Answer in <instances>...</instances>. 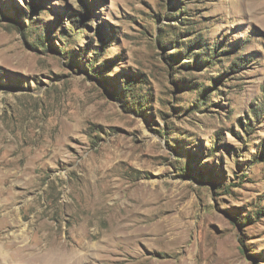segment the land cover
Listing matches in <instances>:
<instances>
[{
  "label": "rangeland",
  "instance_id": "obj_1",
  "mask_svg": "<svg viewBox=\"0 0 264 264\" xmlns=\"http://www.w3.org/2000/svg\"><path fill=\"white\" fill-rule=\"evenodd\" d=\"M69 255L264 264V0H0V264Z\"/></svg>",
  "mask_w": 264,
  "mask_h": 264
},
{
  "label": "bare ground",
  "instance_id": "obj_2",
  "mask_svg": "<svg viewBox=\"0 0 264 264\" xmlns=\"http://www.w3.org/2000/svg\"><path fill=\"white\" fill-rule=\"evenodd\" d=\"M39 254V253H38ZM70 256V255H69ZM64 256V257H59V256H55L52 258V261L49 260V264H57L58 262L60 263V261H63V263L65 264V262H67L68 264H72L74 261L71 259V256ZM51 257V256H50ZM74 257V256H73ZM72 257V258H73ZM78 258V257H77ZM49 259V258H47ZM75 260V259H74ZM78 260V259H77ZM78 262V261H77ZM62 263V262H61Z\"/></svg>",
  "mask_w": 264,
  "mask_h": 264
},
{
  "label": "trees",
  "instance_id": "obj_3",
  "mask_svg": "<svg viewBox=\"0 0 264 264\" xmlns=\"http://www.w3.org/2000/svg\"><path fill=\"white\" fill-rule=\"evenodd\" d=\"M180 12H182V10L180 11ZM225 72V71H224ZM226 73V72H225Z\"/></svg>",
  "mask_w": 264,
  "mask_h": 264
}]
</instances>
